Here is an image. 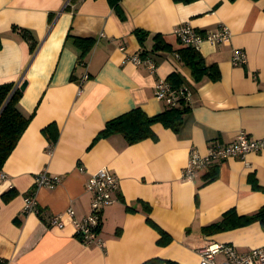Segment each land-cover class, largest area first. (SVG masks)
Here are the masks:
<instances>
[{
  "label": "crops",
  "instance_id": "obj_1",
  "mask_svg": "<svg viewBox=\"0 0 264 264\" xmlns=\"http://www.w3.org/2000/svg\"><path fill=\"white\" fill-rule=\"evenodd\" d=\"M120 5L123 18L108 0H0V84L26 80L18 106L31 115L1 169L0 264H140L150 258L197 264V248L208 241L240 252L264 245V222L203 229L229 208L248 214L264 205V152L213 161L194 180L181 178L191 150L205 154L211 145L232 142L239 130L264 138V0ZM183 23L200 32L221 26L230 31L229 42L203 41L198 48L206 65L217 66V79L194 78L179 58L173 30ZM137 28L146 32L143 43ZM154 34L172 49L153 51ZM73 36L94 39L84 57L89 77L79 93L84 67L77 63ZM234 49L245 52L243 64L232 63ZM138 51L155 59L154 72L127 59ZM171 74L191 91L177 131L156 122L153 136L134 143L117 132L99 135L107 120L132 108L149 116L168 108L155 98L154 84ZM50 124L53 143L43 131ZM212 165L216 178L206 182ZM101 168L119 177L115 200L101 212L102 245L82 243L69 216H63L62 228L49 226V216L68 207L77 219L89 213L86 178ZM43 169L60 176L54 187L34 186ZM9 189L15 194L4 200ZM29 192L36 210L24 209ZM147 218L167 241H158L161 234Z\"/></svg>",
  "mask_w": 264,
  "mask_h": 264
},
{
  "label": "built area",
  "instance_id": "obj_2",
  "mask_svg": "<svg viewBox=\"0 0 264 264\" xmlns=\"http://www.w3.org/2000/svg\"><path fill=\"white\" fill-rule=\"evenodd\" d=\"M178 41L185 46L198 50L203 41L215 43H227L230 41L231 33L226 26L215 30L200 32L187 23H183L173 30ZM102 35V34H100ZM124 49L123 46L120 47ZM138 51L130 54L127 59L135 64L146 66L151 72L157 69L155 59L149 54H142ZM232 63L243 64L246 61V54L241 49H234L231 56ZM78 64L84 67L79 78L78 93L81 86L88 79L85 60H78ZM154 96L162 101L167 107L179 104L189 105L191 91L186 86H174L169 80L160 77L154 84ZM249 152H264V138L250 136L245 130H239L235 139L223 145H211L205 154L191 150L185 166L181 169V178L191 181L196 177L198 170L205 168L213 161H220L230 157L243 158ZM5 174L0 171V180ZM60 181L59 175H52L41 170L34 176V186L54 187ZM119 177L107 168H101L90 172L85 182V190L90 194V210L81 219L74 216L73 210L68 207L63 212L54 213L49 216L48 225L58 228L64 226L63 216H69L73 221L76 237L84 244L96 243L102 245V240L97 236V230L101 222V212L104 206L111 204L115 199L113 194L118 190ZM24 209L26 211L36 210L34 192L24 195ZM199 259L197 264H264V245L251 248L246 252L238 251L232 244L208 241L197 248Z\"/></svg>",
  "mask_w": 264,
  "mask_h": 264
},
{
  "label": "trees",
  "instance_id": "obj_3",
  "mask_svg": "<svg viewBox=\"0 0 264 264\" xmlns=\"http://www.w3.org/2000/svg\"><path fill=\"white\" fill-rule=\"evenodd\" d=\"M108 2L114 8L116 14L120 18H123L124 15L120 5L121 0H108ZM25 31L26 30H23L24 34H26ZM134 33L138 41L143 43L146 32L137 28ZM153 40V51L172 49V45L168 43L161 34H154ZM93 43V38L73 36V44L76 49H78L77 63L78 60H84L86 53L91 48ZM178 44L179 46L175 48V51L181 61L190 68L194 78L199 79L203 75H208L212 80L218 78L219 71L215 64L206 65L198 50L190 46L182 45L179 41ZM141 53L146 54L147 51H142ZM168 78L174 86H178L175 80L173 81L174 74H171ZM13 87L14 84L11 82L0 84V171L6 158L26 128L31 116L24 114L20 110L18 101L22 94V90L15 88V90L11 93ZM9 95L10 97L8 98ZM7 98L8 100L6 101ZM188 109V105L179 104L177 106L168 107L159 114L149 116L142 108L135 107L107 120L103 129L99 132V135L106 136L117 132L121 133L126 138L128 143H134L148 136H153L154 134L152 132L151 125L156 122H160L162 125L171 127L173 130L177 131L181 123L182 115ZM53 126V124H50L43 129L44 133L48 134L52 143L54 142L56 135V133L52 131V129L54 130ZM204 178L206 179V182L212 181L216 178L215 165L210 166L209 171L204 174ZM14 194L15 190L9 189L5 191L1 197L4 200H7ZM147 221L160 232L161 237L158 241H167L165 232L149 218H147ZM253 221L264 222V205H261L257 210L248 214H238L234 208H229L223 212L219 222L204 226L203 229L208 231L223 230L226 228L246 225ZM160 262L161 259L159 258H150L140 264H159ZM167 262L168 264H172L170 261Z\"/></svg>",
  "mask_w": 264,
  "mask_h": 264
},
{
  "label": "water",
  "instance_id": "obj_4",
  "mask_svg": "<svg viewBox=\"0 0 264 264\" xmlns=\"http://www.w3.org/2000/svg\"><path fill=\"white\" fill-rule=\"evenodd\" d=\"M26 80H19L15 85H14V87H13V89H12V91H11V93L15 90V88H19L20 90H23L24 88H25V86H26ZM11 93H10V95H11ZM10 95L8 96V98L10 97ZM8 98L6 99V101L8 100Z\"/></svg>",
  "mask_w": 264,
  "mask_h": 264
}]
</instances>
